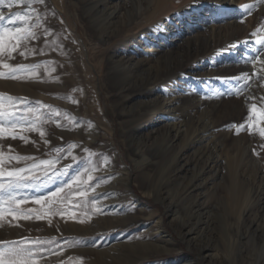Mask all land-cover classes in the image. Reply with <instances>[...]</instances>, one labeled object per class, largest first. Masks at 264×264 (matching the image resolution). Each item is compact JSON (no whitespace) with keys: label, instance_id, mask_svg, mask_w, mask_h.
I'll use <instances>...</instances> for the list:
<instances>
[{"label":"bare ground","instance_id":"6f19581e","mask_svg":"<svg viewBox=\"0 0 264 264\" xmlns=\"http://www.w3.org/2000/svg\"><path fill=\"white\" fill-rule=\"evenodd\" d=\"M51 1L59 10L66 6V0ZM181 1L190 3L191 0H79L93 37L88 30L87 34L82 30L83 34L90 40L95 39L100 51L103 52V45L109 52L108 58L102 59L107 68L98 86L91 74V67L95 68L97 64L89 62L87 66L85 63V55L89 60L92 52H88L81 42L80 45L74 41L82 71L96 89L91 100L85 91L82 93L80 104L85 115L81 123L83 120L88 122V140L96 142L102 126L112 137L115 128L110 120L118 121L123 140L130 148L129 158L142 175L143 192L153 196L156 202L165 203V213L180 221V238L194 247L203 261L208 264H264V155L260 156L255 145L261 136L260 129L264 128V55L261 54L264 42H257V35H252L243 41L233 38L218 45L213 44L216 35L211 33L209 36L198 35L186 42L187 45H177L178 37L174 35L167 37L162 50L147 53V50L151 51L152 40L160 33L155 23L157 17L175 20L180 16ZM221 1L219 6L224 8L225 14L232 15L235 5L248 0H238L239 3L237 0H218L217 4ZM252 1L256 6L264 5V0ZM31 2L23 0L13 8L27 5L28 9ZM262 8L254 16L256 22L264 23ZM2 9L4 16H14L11 9ZM33 22L31 17L27 25L16 20L13 26L14 29L27 27L31 30ZM257 29L264 33V27ZM63 34L61 30L55 31L54 37L51 34L39 44L32 39L21 40L15 53L16 68L32 66L39 51L54 58L66 57L65 40L59 47L62 51H54ZM70 34L69 31L67 35ZM21 52L24 55H20ZM240 52L242 57L237 55ZM236 56L239 59H235ZM220 58L230 59V63L220 68L217 62ZM98 66L97 71L103 72V64L98 62ZM39 67L41 69V63ZM8 70L0 65V72ZM62 70L64 74L57 83L62 85L59 94L63 99L69 68L66 70L63 64ZM245 73L247 80L243 79ZM17 76L20 78L6 80L0 77V90L19 87L18 80L26 76ZM75 76L77 79V72ZM100 86L113 90V119L101 103ZM43 90L58 94L55 90ZM253 104L256 105L255 113ZM247 123L251 124L254 133L249 134L251 130L244 126L245 130L240 128L237 134L234 126ZM78 137L83 138L82 135ZM91 159L94 162L95 158ZM110 164L107 162L108 166ZM122 169L120 178L113 180V188L103 186L101 181L93 186L96 188L91 193L95 196L100 218L94 219L95 225L91 228L103 227L100 224L109 228L113 224V233L120 235L126 228L122 222H129V225L143 223L135 212L129 213L131 209L126 205L130 199L137 205L133 186L139 180L132 176V170ZM122 186L127 188L126 194L119 192ZM204 198L215 199V203L202 206L199 201ZM112 204L118 205L117 208ZM155 219L144 233L155 235L157 241L164 243V237L168 236L164 216L161 214ZM258 236L263 241L259 245L254 241ZM129 242L135 247L136 242L141 241L125 240V243ZM158 250H162V246ZM113 252L116 256L121 255ZM184 259L188 264H199L192 255Z\"/></svg>","mask_w":264,"mask_h":264},{"label":"rangeland","instance_id":"374dc122","mask_svg":"<svg viewBox=\"0 0 264 264\" xmlns=\"http://www.w3.org/2000/svg\"><path fill=\"white\" fill-rule=\"evenodd\" d=\"M181 2L182 6H184L179 8L178 13L180 16L175 20L167 19L165 16L157 17L159 19L155 23L158 29H160L161 34L156 35L155 39L152 38V48L151 51L147 50V53H152L153 51L155 54V52H159L163 49L167 37L174 35L178 37L176 40L177 45L182 43L187 45L188 41H192L196 36H205L207 34L209 36L211 33L216 35V38L213 39V44L218 45L226 44L233 38L238 41H243L252 35H257L255 38L257 42H264V33H260L261 31L257 29L259 27L263 28L264 23L254 20L255 14L262 7L264 8V5H258V7L252 0L241 1V5L233 6L235 9L232 10L235 14L231 15L228 13L225 14L224 8L219 6L222 1L218 4V0H191L190 3L189 1ZM29 5L30 11L29 8L27 9V5L23 7L19 6L18 9H11L14 16L5 15V18L0 20V29H14L12 20L17 13L27 15L30 18L33 17L34 22L31 26V31L35 33V39L31 41L39 44L49 39L51 34L54 37L55 31L59 32L61 30L64 34L60 40V44L58 47L56 46L57 49L54 51H62L59 47L65 40L68 54L63 58L60 56H55L56 58H54L43 51L36 52V57L34 62H32L33 65L26 68L25 71H18L16 73V75L22 74L26 76V78L22 77V79L18 80L17 85L19 87H13V90L5 87L7 91L0 90V95L5 98V103H8L6 100L7 97L10 96L13 98L12 104L16 106L15 110H17L18 116L26 117L28 122L35 120L39 116L41 122L38 127L45 133L44 138H41L38 131H25L21 134L28 137V143H25L19 138L15 140L6 138L0 139V146H2L6 154H8L10 146L11 154L32 156L37 160L55 158L57 156L55 150L61 149L59 155L62 159H60L56 167L64 172V175L58 177L54 183H50L46 187L24 190L29 195H47L49 192L55 190V188L70 182L71 178L77 173H83L85 168H89L90 171L83 173L79 185H73L71 189H65V192L61 194L64 197L63 203L54 205V207L60 209L63 215L58 214L44 219H36L33 217L28 220H14L10 216H5L0 220V246H5L4 242L6 241L23 243L27 240L30 242L28 246L33 249H47L48 251L38 253L36 258L39 264H188L184 259L187 255L195 257L199 264H208L197 255L194 247H191L186 240L180 238L181 235L178 229L180 221L173 220L172 217L165 213V203L156 202L153 196L146 195L143 192L140 182L142 175L129 158L130 148L123 140L122 130L119 127L118 121L113 119L114 117L111 111L114 93L112 89H104L102 86H100L101 88L99 87L101 103L109 117L113 119L110 120V124L112 128H115V134L112 137L108 136L106 134V127L102 126L98 136L99 140L96 142L88 140V135L86 134L88 122L83 120V123L86 124L81 123L85 112L80 103L84 91L88 99L91 100L94 98L96 89L95 86L93 87L94 83L82 71L74 41L77 40L79 44L81 42L87 48L88 52H92L89 60L85 55V63L87 66L89 62L97 64V67H91V74L96 80L95 83H98V86L99 79L101 80L102 77L104 79L105 68H107L102 59L103 57L107 59L109 52L105 50V46L103 45L102 48L105 51H100L96 45V40L93 38L90 40L83 34L82 30L86 34L89 31L93 37L92 30L86 23L85 12L79 0H66V6L61 10L51 0H43V3L40 0H32ZM2 8L0 7V10ZM5 9L7 8H3L2 10ZM69 31L71 34L68 36L67 33ZM163 33H166V35L163 36ZM249 34L251 35L248 36ZM68 38L71 39L67 40ZM12 43H15V41H12ZM210 49L211 46L208 47V50ZM145 50L146 48L143 49V51ZM15 53L17 52L12 53L11 57L7 55L0 56V61L8 63L11 69H17L18 67L16 68L15 66L17 63L15 62ZM237 55L243 56L242 53ZM235 59L239 58L236 56ZM229 60L227 59L226 61L224 58H220L217 62L220 64V68H225L230 63ZM97 61L99 65L100 62L103 64V72L99 73L97 71L100 69ZM40 63L42 64L41 69L40 67H33ZM63 64L66 70L69 68V78L66 80V88H64V100L59 94L63 90L62 85L57 83L58 79L64 74V70H62ZM0 65L3 66L2 63ZM6 72H3L5 75L2 78L8 80L10 79L11 71L9 69ZM75 72L78 73L77 79ZM36 74L41 75V77L35 76ZM21 82H27L29 85ZM4 83L7 86V83ZM240 83L242 84L241 81ZM19 84H22V86ZM42 88L55 90L58 94H50L49 92H45L48 90H43ZM26 108L39 109V111L36 113H26L23 111ZM89 113L92 112L90 111ZM232 122L236 124L235 121ZM249 124L247 123L244 126L248 131L251 130L248 132L249 134H253L254 132L250 128L251 124ZM242 130L245 129L242 128ZM17 131L19 132L20 130L17 129ZM78 135H82L83 138L78 137ZM45 139L48 143L44 142ZM256 140L255 145L258 147V151L260 150V156H263L264 137L260 136ZM71 145H76V147L72 148ZM85 149L88 151H85ZM69 151L71 155H68ZM73 156L76 157L75 160L72 159ZM92 157L95 158L94 162L91 159ZM107 162L111 164L108 166ZM30 163L32 161H21L19 163L13 161L8 167H12L13 165L15 167H23ZM92 166L95 170H93ZM123 167L132 170V176L139 180L133 186V193L137 200V205H134L135 202L131 199L127 201L126 205L128 209H131L129 213L133 214L132 212H135L134 215L139 217V220H144L143 223L129 225V222H122L121 224L124 227L126 226V228H123L124 231L120 235H117L116 232L115 234L113 233V224L109 228L103 224H100L103 227L99 229L91 228L95 225L93 224L94 219L100 218V213L96 209L97 202L94 198L95 196L91 193L93 191L92 189L96 188L93 186H96L101 181L103 186L112 187L113 180L120 178L119 174L123 171ZM107 169L110 170L106 171ZM89 174L93 177L91 181L87 180ZM85 181L87 183H84ZM80 191L86 192V195H76ZM213 191L215 190H211L210 192ZM119 192L126 194L127 188L122 186L119 188ZM199 203H202V206H212L215 203V199L206 200L204 198ZM113 206L117 208L118 205ZM4 207H7V205ZM21 207L25 210L34 209L41 211V206L32 203L31 200L21 205ZM72 213H75L74 217L71 215ZM161 214L164 216V226L167 231L165 234L168 235L164 237L166 239L164 243L157 241L155 235L150 236V233H144L153 224L156 216H160ZM261 218L263 217L261 216ZM96 225L100 226L98 223ZM261 232V229H259L257 233L260 235ZM260 237L258 236L254 240L257 245L263 242L260 240ZM147 238L151 239L147 240ZM127 239L133 243L135 240H140L141 242H136V246L132 247L131 242L125 243ZM122 240L124 241L120 242ZM34 241H51V243H31ZM161 246L162 250L159 251L158 248L161 249ZM164 247L169 250L164 249ZM113 251H117L121 255L116 256Z\"/></svg>","mask_w":264,"mask_h":264},{"label":"snow or ice","instance_id":"6c2138e0","mask_svg":"<svg viewBox=\"0 0 264 264\" xmlns=\"http://www.w3.org/2000/svg\"><path fill=\"white\" fill-rule=\"evenodd\" d=\"M43 3V0H40ZM23 3V0H9L8 3H5L4 0H0V7L11 9L14 5ZM4 13L0 11V20H3ZM30 19L27 15H22L17 13L13 18L12 22L16 20H21L27 25L28 20ZM35 39V33L32 32L29 28H4L0 29V56H9L11 57L12 53L17 51V48L20 45L21 40ZM15 41V43H12ZM264 55V52L261 53ZM20 55H24L23 52ZM258 59V57L256 58ZM3 64L4 68H8L11 71L10 78L18 79L16 73L18 71H25L26 66L20 65L17 69H11V66L8 63ZM39 67V65L33 66ZM4 73L0 72V77H4ZM243 79H248V74L243 75ZM8 103H5V98L0 95V139L11 138L13 140L19 138L25 143H28V137L22 135L21 133L27 132H39L41 138H44L45 133L41 131L38 127L40 124L39 116L35 120L28 122L26 117L18 116L17 110H15V105L12 104L13 98H6ZM75 103V101H73ZM26 113H36L39 109L26 108L23 110ZM252 111L255 113L256 105H252ZM27 125V126H26ZM237 128V134H239L240 128H243L244 125L234 126ZM17 129L20 131L18 132ZM261 137H264V128L260 129ZM45 143L48 141L45 139ZM33 143H35L33 141ZM72 148H75L76 145H71ZM57 156L55 158L37 160L32 156H21L19 154H11V149L9 146L8 154L5 153L2 146H0V220L5 216H10L14 220H28L35 217L36 219L50 218L54 215H63L60 212V209L54 207V205L61 204L64 202V197L61 196L65 192V189H71L73 185H79L81 182V176L83 173H88L89 168H85L83 173H77L71 178L70 182L64 183L63 185L55 188V190L49 192L47 195H29L24 190L26 189H39L46 187L50 183H54L55 180L64 175L56 165L59 163L62 157L59 155L61 149H56ZM85 151H88L85 149ZM258 154V153H257ZM68 155H71V152H68ZM73 160L76 159L75 156L72 157ZM13 161L19 163L21 161H32L30 164H26L23 167H8ZM67 167V166H65ZM93 177L89 174L87 180L91 181ZM84 183H87L85 181ZM95 191V188L92 189ZM76 195L85 196L86 192L80 191ZM31 200L32 203L40 205L41 211H36L34 209L25 210L21 207L28 203ZM7 205V207H4ZM99 211V209H97ZM73 217L75 213L71 214ZM81 222H83L81 220ZM29 241L25 240L23 243L19 242H4L5 246H0V264H39L38 259L36 258L38 253L48 251L47 249H33L29 247ZM34 244L39 243H51V241L42 242L34 241L31 242Z\"/></svg>","mask_w":264,"mask_h":264}]
</instances>
